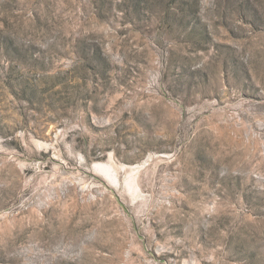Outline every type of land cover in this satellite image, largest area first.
<instances>
[{"label":"rangeland","instance_id":"374dc122","mask_svg":"<svg viewBox=\"0 0 264 264\" xmlns=\"http://www.w3.org/2000/svg\"><path fill=\"white\" fill-rule=\"evenodd\" d=\"M0 264H264V0H0Z\"/></svg>","mask_w":264,"mask_h":264},{"label":"bare ground","instance_id":"6f19581e","mask_svg":"<svg viewBox=\"0 0 264 264\" xmlns=\"http://www.w3.org/2000/svg\"><path fill=\"white\" fill-rule=\"evenodd\" d=\"M133 166V165H132ZM135 166V165H134ZM94 168H99L101 169L103 172L106 173V175H108L110 177V179L112 180V182L115 183L116 186H125L129 189H135L137 186L135 185V181H134V177L132 175L133 171H130L126 177H124V180L121 181L118 177L117 174L115 173L114 169L111 168L110 165H103L100 163H95L93 165ZM136 177V176H135Z\"/></svg>","mask_w":264,"mask_h":264}]
</instances>
